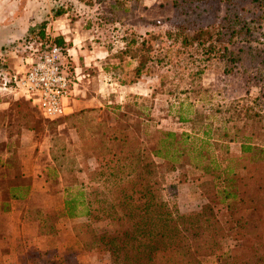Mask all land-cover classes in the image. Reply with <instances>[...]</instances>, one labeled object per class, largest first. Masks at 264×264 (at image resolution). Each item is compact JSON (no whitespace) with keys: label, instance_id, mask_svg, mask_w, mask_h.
Wrapping results in <instances>:
<instances>
[{"label":"rangeland","instance_id":"obj_1","mask_svg":"<svg viewBox=\"0 0 264 264\" xmlns=\"http://www.w3.org/2000/svg\"><path fill=\"white\" fill-rule=\"evenodd\" d=\"M174 1L0 0V153L9 152L10 158L15 159L20 145L17 137L9 142L4 140L1 129L5 125L11 137L20 134L22 128L28 131L29 155L38 158L40 165H46L42 182L49 191L47 203L51 192L59 187H75L81 182L85 186L87 183L88 188L92 186L88 177L97 169L96 141L107 133L110 124H115L107 112L127 111L131 118L141 116L143 129L149 133L174 131L201 136L207 125L212 129L210 142L218 145L225 144L219 139L224 130L229 136L237 129L240 135L251 130L261 133L256 120L264 124V71L246 66L232 68L215 58L198 64L202 57L199 47L182 53L178 40L172 42L167 36L172 30ZM222 14V7L211 12L214 19ZM69 26L109 52V74L119 84L93 95L95 99H90L93 100L90 105L70 108L67 104L65 115L47 121L23 98L8 95L5 89L9 87L4 83H8L9 76L26 69L25 59L32 53L29 45L40 38L43 28L44 37L53 41L62 37L60 34ZM257 38L264 43V28ZM64 43L67 59L68 45ZM146 57L151 63L150 70L135 80V87V83L128 84L133 81L134 66ZM203 65V72L197 74ZM180 116L187 120L181 121ZM255 139L260 146L261 137ZM237 146L238 143L229 144L232 152ZM163 167L160 170L163 199L176 204L182 214L209 215V204L200 192V171L192 166H178L175 171ZM5 172L0 167V173ZM53 199L54 206L61 202ZM36 200L41 202L42 197ZM7 221L0 225V264H109L106 251L87 250L74 231L67 232L69 226L86 223L88 220L84 218L74 224L60 222L48 235L51 240L41 241L37 251L29 246L28 239H23L17 249L18 259H14L16 255L7 258L5 254L10 251ZM93 228L99 238L110 231L107 223L95 224ZM77 233L83 236L86 232ZM234 246L232 240H225L223 251ZM201 261L216 264L217 257H203Z\"/></svg>","mask_w":264,"mask_h":264},{"label":"trees","instance_id":"obj_2","mask_svg":"<svg viewBox=\"0 0 264 264\" xmlns=\"http://www.w3.org/2000/svg\"><path fill=\"white\" fill-rule=\"evenodd\" d=\"M221 7L223 14L214 19L211 12ZM174 8L167 36L172 42L178 40L182 53L199 47L202 57L198 64L215 58L232 68L264 71V43L257 38L264 28V0H175ZM35 41L52 42L63 49L66 46L62 37L53 41L44 37V28ZM148 60L138 61L128 84L150 70ZM127 113L107 112L115 124L96 141L97 169L88 177L92 186L81 182L75 187H59L51 195L61 202L29 209L25 220L37 224L39 234L48 236L60 222L87 219L73 231L87 250L106 251L109 264H203L201 259L210 256L217 257L216 264H264L262 121L256 120L260 134L251 130L240 135L237 129L229 136L224 130L219 139L225 144L218 145L210 142L212 129L207 125L201 136L174 131L149 133L143 129L141 116L131 118ZM180 120L187 119L180 116ZM258 137L260 146L254 142ZM233 143H238L237 154L229 148ZM2 165L6 172L0 177V225L8 220L9 202L25 198L32 184L21 172L18 155L15 159L9 156ZM162 166L167 171L178 166L199 170L200 192L211 213L185 215L176 204L166 202L161 194ZM98 223L110 227L103 238L94 232L93 225ZM78 230L86 233L79 236ZM228 239L235 246L223 251Z\"/></svg>","mask_w":264,"mask_h":264},{"label":"crops","instance_id":"obj_3","mask_svg":"<svg viewBox=\"0 0 264 264\" xmlns=\"http://www.w3.org/2000/svg\"><path fill=\"white\" fill-rule=\"evenodd\" d=\"M65 31V33H61L60 35L68 45V55L65 61V67L72 82L66 103L70 108H82L83 106L92 104L91 102L93 100L90 99H95L93 98V95H97L99 94L98 92H103L104 90L106 92L108 89H112L114 84L118 85L119 82L115 76L109 74L110 69L108 64L111 62V58L106 49L100 47L99 44L96 45L92 40L88 41V37L83 36V32H80L79 29L75 30L74 27L69 26ZM73 31L75 33H73ZM139 81L140 80H138V82ZM135 85L136 83L134 84V87ZM5 90L8 92V95H11L12 97L23 98L10 93L8 89ZM1 132L5 134L4 140L7 142L11 141L12 138L17 137L20 144L17 149V155L22 167L21 172L25 178L30 177L32 180L29 194L25 198L11 200L9 202L10 211L7 222H9L10 228L8 231L10 251L5 255L7 258H14V255H16V258L14 259H18L19 253L17 249L21 247V243L25 241L23 239H28L29 246L34 248L35 251H37V248H40L41 241L51 240L47 235L39 234L37 224L26 221L25 216L27 210L34 209L36 206L44 208L53 205L51 203L53 196L49 195L48 200H50V202L47 204L46 196L49 191L45 187V183L42 182L43 170H45L46 165H40L41 163L37 160L38 158L29 155L27 144L29 139L28 131L22 128L20 134L11 137L8 133L7 125H5L1 129ZM234 153H239L238 148ZM9 155V152H6L5 155L0 153V167L2 170H5L2 163L5 162ZM2 175L3 173H0V177ZM41 197V202L36 200ZM80 219L83 218L68 219L63 223L65 225L74 224ZM72 231L73 227L69 226L67 232L70 233ZM0 239H2L1 236Z\"/></svg>","mask_w":264,"mask_h":264},{"label":"built area","instance_id":"obj_4","mask_svg":"<svg viewBox=\"0 0 264 264\" xmlns=\"http://www.w3.org/2000/svg\"><path fill=\"white\" fill-rule=\"evenodd\" d=\"M31 56L25 59L26 69L8 78V91L23 97L47 121L66 114V99L71 87L65 67V49L52 42L34 41L29 45Z\"/></svg>","mask_w":264,"mask_h":264}]
</instances>
